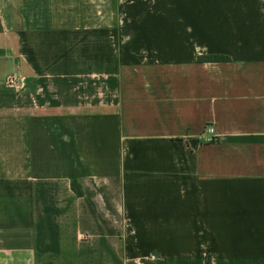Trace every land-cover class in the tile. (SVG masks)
I'll return each instance as SVG.
<instances>
[{
	"label": "crops",
	"instance_id": "1",
	"mask_svg": "<svg viewBox=\"0 0 264 264\" xmlns=\"http://www.w3.org/2000/svg\"><path fill=\"white\" fill-rule=\"evenodd\" d=\"M0 264H264V0H0Z\"/></svg>",
	"mask_w": 264,
	"mask_h": 264
},
{
	"label": "built area",
	"instance_id": "2",
	"mask_svg": "<svg viewBox=\"0 0 264 264\" xmlns=\"http://www.w3.org/2000/svg\"><path fill=\"white\" fill-rule=\"evenodd\" d=\"M2 83L8 89L19 91L24 86V77L16 73H8L4 76ZM213 132H214V128L208 125L207 127L204 128L203 133L199 137L205 139V133L213 134ZM207 139L210 140L211 137Z\"/></svg>",
	"mask_w": 264,
	"mask_h": 264
},
{
	"label": "trees",
	"instance_id": "3",
	"mask_svg": "<svg viewBox=\"0 0 264 264\" xmlns=\"http://www.w3.org/2000/svg\"><path fill=\"white\" fill-rule=\"evenodd\" d=\"M228 59L229 58L227 56L220 54H212L198 57V60L200 61H227ZM71 187L76 194H82V190L76 181H71Z\"/></svg>",
	"mask_w": 264,
	"mask_h": 264
}]
</instances>
